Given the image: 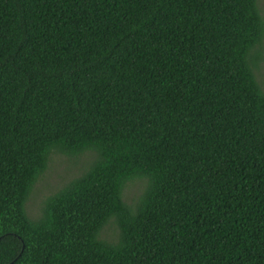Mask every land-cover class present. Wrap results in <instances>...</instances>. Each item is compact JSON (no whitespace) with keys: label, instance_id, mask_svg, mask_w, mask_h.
<instances>
[{"label":"trees","instance_id":"obj_1","mask_svg":"<svg viewBox=\"0 0 264 264\" xmlns=\"http://www.w3.org/2000/svg\"><path fill=\"white\" fill-rule=\"evenodd\" d=\"M263 39L259 0H0V264H264ZM53 153L91 157L31 217Z\"/></svg>","mask_w":264,"mask_h":264},{"label":"rangeland","instance_id":"obj_2","mask_svg":"<svg viewBox=\"0 0 264 264\" xmlns=\"http://www.w3.org/2000/svg\"><path fill=\"white\" fill-rule=\"evenodd\" d=\"M259 5L264 11V0H259ZM262 46L263 59L260 63L261 66L258 70V74L260 79L264 80V39ZM89 156L91 157V154H86L80 157L61 153L52 154L48 168L38 179L28 200L27 209L31 217H38L42 213L46 198L82 171L84 163L86 162L85 160H88ZM143 185V180H136L128 183L125 188L126 199L132 201L138 197ZM106 234L114 236L115 229L111 226L107 227Z\"/></svg>","mask_w":264,"mask_h":264}]
</instances>
